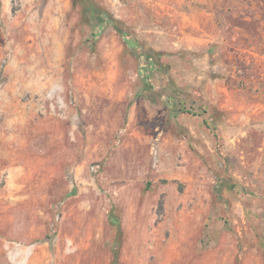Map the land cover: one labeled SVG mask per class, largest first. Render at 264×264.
<instances>
[{
    "label": "rangeland",
    "instance_id": "374dc122",
    "mask_svg": "<svg viewBox=\"0 0 264 264\" xmlns=\"http://www.w3.org/2000/svg\"><path fill=\"white\" fill-rule=\"evenodd\" d=\"M93 1L0 0V264H264V0Z\"/></svg>",
    "mask_w": 264,
    "mask_h": 264
},
{
    "label": "trees",
    "instance_id": "16d2710c",
    "mask_svg": "<svg viewBox=\"0 0 264 264\" xmlns=\"http://www.w3.org/2000/svg\"><path fill=\"white\" fill-rule=\"evenodd\" d=\"M73 5L79 7L82 19L94 28L95 34L102 32L106 26H111L122 37L128 48H136V42L127 37L128 31L108 10L102 8L93 0H73ZM145 60L146 65L144 69H139V74L147 83L148 72L154 66L152 53H145ZM107 217L109 223L115 228V236L110 249L112 251L110 264H121L120 249L124 239L121 218L115 214L114 210L109 212Z\"/></svg>",
    "mask_w": 264,
    "mask_h": 264
}]
</instances>
